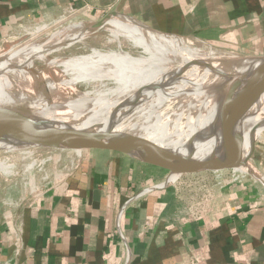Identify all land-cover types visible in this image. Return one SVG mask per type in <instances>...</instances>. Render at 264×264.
<instances>
[{
	"label": "crops",
	"instance_id": "0c3cea01",
	"mask_svg": "<svg viewBox=\"0 0 264 264\" xmlns=\"http://www.w3.org/2000/svg\"><path fill=\"white\" fill-rule=\"evenodd\" d=\"M120 2L0 0V41L24 23L99 18ZM118 19L127 30L152 26L232 53H264V0H126ZM211 180L172 179L112 150L69 156L47 178L14 183L0 197V264H264V187L203 191Z\"/></svg>",
	"mask_w": 264,
	"mask_h": 264
},
{
	"label": "bare ground",
	"instance_id": "6f19581e",
	"mask_svg": "<svg viewBox=\"0 0 264 264\" xmlns=\"http://www.w3.org/2000/svg\"><path fill=\"white\" fill-rule=\"evenodd\" d=\"M118 16L112 13L100 26L87 23L91 27L70 34L46 35L40 41L24 38L21 45L0 52V116L41 121L48 129L102 142H128L131 135L136 139L174 128L183 138L147 155L171 164L173 173L195 168L187 162L190 154L196 168L211 159L236 163L231 168L249 172V156L264 132V103L216 133L208 131L264 94V70L253 71L262 84L241 81L195 120L179 117L187 94L211 75L210 62L232 53L196 46L184 36L152 27L127 30L112 23ZM52 52L57 55L51 57ZM13 113L17 116L8 115ZM1 144L7 150L19 148L8 140ZM20 155L24 169L44 161L33 150ZM16 158L1 153L0 168ZM223 167L212 166L215 171Z\"/></svg>",
	"mask_w": 264,
	"mask_h": 264
},
{
	"label": "water",
	"instance_id": "95a60500",
	"mask_svg": "<svg viewBox=\"0 0 264 264\" xmlns=\"http://www.w3.org/2000/svg\"><path fill=\"white\" fill-rule=\"evenodd\" d=\"M126 0H121L115 10L107 13V15L95 21V25L100 26L106 21L112 13L121 14L123 4ZM148 25V24H147ZM150 26V25H148ZM152 27V26H150ZM154 28V27H152ZM156 29V28H154ZM158 30V29H156ZM209 68L212 70L211 75L194 90H191L184 99L181 107L179 117H188L195 120L199 115L201 116L208 108H210L219 99L227 95L234 86L241 81H249L254 84H262L260 80H256L253 76L255 69L264 70V53L261 54H226L218 57L210 62ZM249 107L244 110L237 111L231 116H226L216 122L208 131V135L216 133L226 124L237 122L243 118L249 111L261 106L264 103V94H259L253 98ZM8 115H14L8 114ZM188 119H186L187 121ZM191 120V121H192ZM36 121V120H35ZM23 119L22 117L0 116V141H9L10 144H18V149L7 150L4 145L0 147V152L3 154L17 155L22 150H42L51 151L55 153L70 155L74 157H84L89 150H112L120 154L126 155L129 158L141 163H147L167 172L169 177H178L181 174L172 173L166 170L164 166L153 164L154 159L148 158V152L158 147H164L168 144L174 143L183 138L185 134H177L176 130L169 129L168 131H160L158 133L141 136L124 143L121 146L110 148L102 141H96L81 136H71L70 132L64 131L61 128L48 129L40 121V123ZM42 123V124H41ZM185 127V124H184ZM184 131V128L181 129ZM187 162L195 168L187 167L184 173L200 172L205 170H212L215 164H225L226 166H233L236 163L217 160L215 163L211 159L205 160L198 168L191 158V154L187 157ZM224 165V166H225ZM248 164L249 174L255 182H258L264 187V181L261 175L256 172ZM166 183V179L163 184Z\"/></svg>",
	"mask_w": 264,
	"mask_h": 264
},
{
	"label": "rangeland",
	"instance_id": "374dc122",
	"mask_svg": "<svg viewBox=\"0 0 264 264\" xmlns=\"http://www.w3.org/2000/svg\"><path fill=\"white\" fill-rule=\"evenodd\" d=\"M107 13L106 12L104 15H102L99 18H89L85 16L82 13H68L65 15H62L55 20L46 22V21H31L28 23H24L20 26H18L15 31L10 34L7 38L2 40L3 42L0 41V52L3 50H6L10 47L13 46H19L21 43L25 42V39L29 40L30 38H34L37 41H40L41 39H45L46 35H54V36H59L62 34H70L71 32H75L76 30H80L81 27L79 28L81 23H92L95 21H98L102 18H104ZM105 23V21H104ZM113 24H117V22H112ZM103 24V23H102ZM111 25V24H110ZM91 26H87L89 28ZM94 28L96 26H93ZM92 27V28H93ZM82 28H85V26H82ZM186 37L187 41L192 43L193 45L196 46H205V47H215L218 49H222L226 52H230L229 50H226L224 47L219 46L215 43L209 42V41H204L200 40L194 36H184ZM25 38V39H24ZM21 39V40H20ZM34 39V40H35ZM7 42V43H6ZM18 42V43H17ZM21 42V43H20ZM6 43V44H5ZM66 53H68L65 50ZM232 53V52H230ZM234 54V53H232ZM240 54V53H238ZM57 55V52H52L50 54L51 57H55ZM39 64V62H37ZM264 142V132L262 135L259 137L258 141L256 142L255 147L253 148L251 154L249 157L250 158V163L253 166L252 168L256 170L257 173L260 175H264V145L262 146L261 143ZM2 147V146H0ZM36 153V152H35ZM1 156V152H0ZM15 155L17 157L16 159H7L9 163L7 168H0V197L4 198V192L6 189L10 186H12L14 183L20 184L23 183L24 181L29 180L35 175H40L42 171H47V170H52L51 165H57L58 162H62V159L67 158L69 156L67 155H54L56 158L53 160V164H49L46 162L43 166V170H38L37 169V164L36 165H30L31 163H28L29 168L24 169V163H23V155ZM34 158H39V156L34 155ZM42 158V157H40ZM61 158V159H60ZM59 159V160H58ZM32 160V159H31ZM61 160V161H60ZM12 163V164H11ZM16 163V164H15ZM232 163V162H230ZM218 165V164H217ZM222 165V164H219ZM225 165V164H223ZM214 166V165H213ZM203 173H208L210 178H212L210 184L206 181L203 183L206 184V188H204L203 191L208 192V186L211 185L215 187H221L224 188L230 183H240V184H245L250 187L254 188H259V183L255 182L252 177L250 176L249 172H242L238 170H234L231 168V166H224L221 169H218L215 171V169L212 170H205V171H200V172H193V173H186L182 174L179 177L186 176L187 178H196L198 175L201 176ZM178 178V177H177ZM165 181V180H164ZM261 185V184H260ZM262 189V187H261ZM199 190V188L196 190V192Z\"/></svg>",
	"mask_w": 264,
	"mask_h": 264
},
{
	"label": "built area",
	"instance_id": "2783aa9c",
	"mask_svg": "<svg viewBox=\"0 0 264 264\" xmlns=\"http://www.w3.org/2000/svg\"><path fill=\"white\" fill-rule=\"evenodd\" d=\"M33 151L36 152L35 154L41 156L44 159L43 162H38L37 163L36 166H37V169L38 170H43V166L42 165H44L46 162H48L49 164L50 163L53 164V160H55V158H56L54 156L55 154H56V156H58V155H65V154L55 153V152H51V151H42V150H33ZM68 156H70V155H68ZM72 157H74V156H72ZM52 166L53 165H51V167ZM50 172H52V170L51 171L50 170H47V171L45 170V171H42V173H40V175H44V177L47 178L49 176V173ZM178 178H179V176H178Z\"/></svg>",
	"mask_w": 264,
	"mask_h": 264
}]
</instances>
